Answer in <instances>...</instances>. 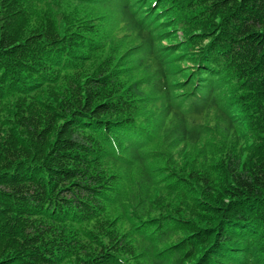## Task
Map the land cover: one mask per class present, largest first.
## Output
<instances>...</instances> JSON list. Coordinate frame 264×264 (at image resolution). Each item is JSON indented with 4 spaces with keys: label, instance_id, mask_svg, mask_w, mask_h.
Instances as JSON below:
<instances>
[{
    "label": "trees",
    "instance_id": "1",
    "mask_svg": "<svg viewBox=\"0 0 264 264\" xmlns=\"http://www.w3.org/2000/svg\"><path fill=\"white\" fill-rule=\"evenodd\" d=\"M0 264H264V0H0Z\"/></svg>",
    "mask_w": 264,
    "mask_h": 264
}]
</instances>
